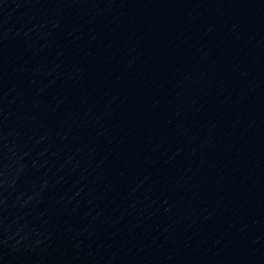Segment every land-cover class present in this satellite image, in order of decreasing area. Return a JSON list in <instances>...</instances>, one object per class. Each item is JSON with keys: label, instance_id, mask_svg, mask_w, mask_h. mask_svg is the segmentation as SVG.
<instances>
[{"label": "water", "instance_id": "obj_1", "mask_svg": "<svg viewBox=\"0 0 264 264\" xmlns=\"http://www.w3.org/2000/svg\"><path fill=\"white\" fill-rule=\"evenodd\" d=\"M0 264H264V0H0Z\"/></svg>", "mask_w": 264, "mask_h": 264}]
</instances>
